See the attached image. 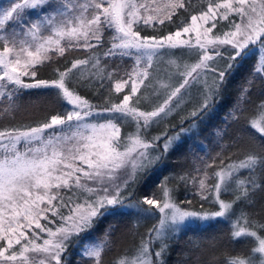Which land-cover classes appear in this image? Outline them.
<instances>
[{
    "label": "snow or ice",
    "instance_id": "6c2138e0",
    "mask_svg": "<svg viewBox=\"0 0 264 264\" xmlns=\"http://www.w3.org/2000/svg\"><path fill=\"white\" fill-rule=\"evenodd\" d=\"M205 3L206 7L191 14L195 7L192 0H8L6 6L0 0V100L10 102L0 109V115H11L13 97L30 89L52 90L53 102L63 106L61 112L37 126L0 130V264H62L73 237L88 232L106 216L131 215L133 210L151 217L158 213V226L134 256H121L114 264H165L163 257L172 234L185 224H207L217 218L230 222L234 242L250 239L254 245L232 255L228 264H264V223L251 220L243 211L232 220L237 202L251 204L256 189L264 191V105L260 106L259 119L250 121V129L258 134L247 135L254 150L215 171L211 186L206 171L198 181L197 194L203 200L212 196L218 210L181 207L174 199V189L166 184L161 197H145L135 205L125 204L126 197L121 195L129 179L134 180L158 159L149 150L159 138L150 142L140 129L164 120L179 108L203 72L211 71L215 79L210 84L204 81L199 103L190 113L193 118L202 119L213 110L226 75L244 61L255 56L254 74L264 78V0ZM181 9L190 15V23L181 20L178 30L160 37L141 36L137 26L165 25ZM222 22H227L223 25L227 31L222 28L213 35ZM105 31L109 32L110 46L103 52L104 58H134L132 72L125 73L128 79L115 81L114 90L121 92L128 80L133 84L130 94L119 102L106 101V107H99L81 96L77 88L88 87L93 79L103 87L105 80L112 82L118 75L119 65L101 67V57L91 51L103 46ZM182 33H194V39H181ZM73 49H84L89 55L70 61L63 70L55 68L51 80L35 79L39 66ZM175 49L189 51L177 53ZM225 53V67L217 68L213 62L225 60ZM185 54L194 55L196 62L182 63L180 57ZM164 57L180 77L175 83L170 75L157 79L150 72L153 63ZM89 66L96 71L86 74ZM24 77L33 78V82H25ZM140 86L146 92L151 89L155 97L150 110L136 106L144 93L132 102ZM247 91L245 88L242 96ZM129 120L137 131L122 139L120 125ZM193 127L195 120L180 132L187 133ZM180 132L165 140V151L179 139ZM122 170L127 171L128 179L120 183ZM241 170H246V179L240 178ZM178 179L188 182L185 175ZM222 192L233 193V199H221ZM48 213L55 219L49 220ZM41 219L47 223L42 225ZM107 236L98 242L95 238L86 240L80 254L91 258L93 264H101L102 253L109 247Z\"/></svg>",
    "mask_w": 264,
    "mask_h": 264
},
{
    "label": "trees",
    "instance_id": "16d2710c",
    "mask_svg": "<svg viewBox=\"0 0 264 264\" xmlns=\"http://www.w3.org/2000/svg\"><path fill=\"white\" fill-rule=\"evenodd\" d=\"M192 3L195 7L191 14H197L200 8L206 7L205 0H192ZM181 20L190 22V15L183 9L178 10L172 21H166L165 25L137 27L141 28V36L160 37L178 30ZM104 37L103 46L91 51L101 57V67L107 65L110 69L119 65L118 75L113 77L112 82L105 80L103 87H100L99 82L93 79L88 87L77 88L81 96L99 107H106V101L119 102L124 94L130 92L133 82V80H128L121 92L114 90L112 84L115 81L124 83V80L128 79L125 73L132 72L134 58L119 56L104 58L103 52L110 46L108 31H105ZM88 55L89 52L84 49L66 51L64 57L55 58L54 62L39 66L35 79L51 80L54 78L55 68L63 70L65 66H70V61L85 59ZM226 57L227 53H225V60H219L215 66L219 64L220 68H224ZM195 59L192 55L188 60ZM255 63L256 57L254 56L244 61L241 67L234 69L231 75H226V82L220 89V96L215 107L202 119L191 117V111H189L182 118L180 125L176 122L180 117L175 116L172 120L166 121L158 133L140 129L144 138L150 142L153 137L159 138L149 150L158 159L147 171L138 173L134 180H128V187L124 188L121 193L126 197L125 204L142 203L145 197L159 198L162 196V187L166 184L168 188L174 189L175 201L189 210L207 212L218 210L219 205L212 202V196H209L208 200H203L197 194L198 181L206 171L209 176L207 184L211 186L215 183L213 176L215 171L235 160L243 159L249 151L255 148L247 140V135L250 133L258 135L254 129H250V121L260 111V106L264 105V78L259 73L254 74ZM24 78L29 81L33 80L31 77ZM249 80L252 81L251 85L248 84ZM245 88L248 89L247 94L242 96ZM51 91L50 89H30L13 97L14 111L11 115H0V130L34 127L61 112L63 106L53 102ZM9 103L7 99L0 100V109L7 107ZM145 108L150 110V106ZM193 120H195V127L187 133H181L176 129L177 127L179 129L181 125L189 128ZM136 131L137 129L120 125L122 139L126 134ZM178 132H180L179 139L165 151L163 149L165 140ZM182 175L188 177L187 183L178 179ZM240 178H247L246 170L240 172ZM256 178L260 179L259 173H256ZM233 196L231 192L223 194L226 200H232ZM188 201L191 203L189 204ZM234 207L236 216H233L232 220H235L243 211L248 213L251 220L264 223V191L261 189H256L251 204L237 202ZM158 215L157 213V217L145 216L133 210L131 215L106 216L100 219L91 230L80 233L78 237H73V240L68 243L66 252L62 255V264H93L91 258L80 254L83 244L86 240L91 241L92 238H95L96 242L103 240L106 233L109 247L102 253L101 264H114V261L124 255L134 256L141 242L149 240L150 231L158 226ZM231 232L230 222L220 218L207 224H185L180 231L172 234L167 240L169 247L163 260L165 264H228L232 255L241 249L254 246L250 239L247 243L244 239L234 242L231 239ZM157 245L158 241L152 245V248L156 249Z\"/></svg>",
    "mask_w": 264,
    "mask_h": 264
},
{
    "label": "rangeland",
    "instance_id": "374dc122",
    "mask_svg": "<svg viewBox=\"0 0 264 264\" xmlns=\"http://www.w3.org/2000/svg\"><path fill=\"white\" fill-rule=\"evenodd\" d=\"M8 3V0H4V6H6ZM190 23V22H189ZM225 23L222 22L221 24L217 25V28L213 29V35H215L220 29L223 28V25ZM224 31H227L226 28H223ZM175 32V31H174ZM174 32H170V33H174ZM181 39H194V33H189V34H184L182 33ZM177 53H181V52H185L187 53L189 50L188 49H175L173 50ZM190 56L192 55H183L182 57H180V60L182 63H186V64H193L196 62L195 60H188L190 59ZM168 58L164 57L162 61H155L153 63V69H150V72H153V77L157 78V79H163L166 74L170 75L172 77V82L175 83L178 79H180V77L176 74V69L169 66L168 62H167ZM218 63H219V58H217ZM214 64L216 62H213ZM217 68H220V65H216ZM91 66H89V68L86 70V74L92 72L91 71ZM155 70V71H153ZM215 79V74L212 73L211 71H205L202 73V79L199 83H193L192 86L188 89V95L185 97V101L180 105L179 108H176L174 111H172L164 120L159 121L158 123H153L151 126H149L146 130H151L150 132H154V133H158L160 127L163 126V124H165L166 121L168 120H172L173 118H175V116H179L180 118L176 121L179 125L182 124V118H184V116H186L188 114L189 111H193L194 107H196V105L199 103L200 100V93L204 88V81L206 80L209 84L212 82V80ZM25 82L31 83L33 82V80H27L25 79ZM136 83H138V81H136ZM133 84V82H132ZM131 84V86H132ZM145 84H147V81H145ZM112 86L115 88V82L112 84ZM141 93H144V97H141ZM126 94H130V92L126 93ZM125 95V94H124ZM138 97L140 98V103L138 105H136L137 107L140 108V110L142 111H147L148 109L145 107H148L151 105V102H153L155 100V97L152 94V90L148 89V91H145V87L144 86H140V91L133 96L132 98V102L133 104H135V101L137 100ZM255 119H259L258 113L255 115L254 117ZM119 124V121H117ZM175 122V121H174ZM123 125H125L126 127H130L136 130V125L134 122H132L131 120L127 121L126 123H124ZM188 129V127L181 125V127L176 128L177 130L180 131V129ZM143 129V128H142ZM182 133V132H181ZM156 135V134H155ZM235 162H238V160H235ZM231 164V163H230ZM228 165V164H226ZM225 165V166H226ZM224 167V166H223ZM242 171V170H241ZM128 179V175H127V171L126 170H122L120 173V179L118 182L122 183L123 180ZM223 192L221 193V199L226 200L223 197ZM227 201V200H226ZM55 203V202H54ZM181 207L186 208L184 205L178 203ZM61 211H63V209H61ZM48 219L49 220H53L55 219L51 213L47 214ZM47 223V221H45L44 219H41V224H45ZM52 227H55V225H49ZM46 237V233L44 234ZM39 242V241H38Z\"/></svg>",
    "mask_w": 264,
    "mask_h": 264
}]
</instances>
